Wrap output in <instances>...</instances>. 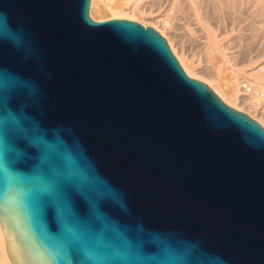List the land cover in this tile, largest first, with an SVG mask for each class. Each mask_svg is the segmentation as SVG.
<instances>
[{
    "label": "water",
    "instance_id": "95a60500",
    "mask_svg": "<svg viewBox=\"0 0 264 264\" xmlns=\"http://www.w3.org/2000/svg\"><path fill=\"white\" fill-rule=\"evenodd\" d=\"M91 0H0V227L21 264H264V128Z\"/></svg>",
    "mask_w": 264,
    "mask_h": 264
},
{
    "label": "rangeland",
    "instance_id": "374dc122",
    "mask_svg": "<svg viewBox=\"0 0 264 264\" xmlns=\"http://www.w3.org/2000/svg\"><path fill=\"white\" fill-rule=\"evenodd\" d=\"M145 1L147 3L145 9L144 7H141V9H137L136 11L138 12L137 14H139V17L141 16L143 19H148L147 17L149 16V18L155 16H169L179 28L184 30L186 27V30H189L190 33L194 32V27L190 19V13L188 10H186L182 3H173V0ZM203 1L204 4L201 6V8H199L198 11L199 15L201 14L200 17L205 20V24L213 30H216L217 25L220 26L222 35L219 39V42L221 43H219V46H222V49H224L225 51L223 52L222 50H219L215 52L216 56L214 57V54L212 55L214 59L210 56L207 58V56H205L204 54L194 51V58L199 61V66L208 65L212 69L211 77L216 80L214 82L220 83V87L223 86L222 89L225 90V92H229V89L226 87H228V83H231L232 81L235 82L245 80L247 82L244 81V85H249V82L253 83V80L251 79V77H249V71L264 66V0ZM113 7L116 6L114 5ZM108 15L112 16L111 13H109ZM167 30L169 31V29ZM155 31L158 32L161 37L166 40L171 53L173 54L181 68L184 70V72L187 73L184 66L173 52L168 39L160 31L156 29ZM235 78L239 80H235ZM196 80L201 81L202 83L207 85V87L210 88L225 105L237 110L226 102L225 98L222 97L219 92H217L213 85L200 79ZM254 104L264 110L263 91L258 92V96L254 100ZM239 112L245 113L246 111ZM258 123L260 122L258 121ZM260 125L264 128L263 124L260 123Z\"/></svg>",
    "mask_w": 264,
    "mask_h": 264
},
{
    "label": "bare ground",
    "instance_id": "6f19581e",
    "mask_svg": "<svg viewBox=\"0 0 264 264\" xmlns=\"http://www.w3.org/2000/svg\"><path fill=\"white\" fill-rule=\"evenodd\" d=\"M173 3H182L186 10L189 11L194 32L190 33L189 30H186V27L184 30L179 28L169 16H155L151 18H149V16L147 17L148 19H143L141 16L139 17L136 11L137 9H141V7L145 9V6H147L145 0H91L89 15L95 21L128 19L138 22L144 27H152L160 31L168 39L173 52L184 66L187 72L186 74H188L190 78L200 79L213 85L229 105L239 111H246L245 114L247 113L249 117L251 116V118H254L257 122L259 121L264 126V110L254 104L258 92H264V66L249 71V77H251L253 83L249 82V85H244L245 80L232 81L233 83H228V87L225 86L229 89V92H225V90L222 89L223 86L220 87V83L214 82L216 80L211 77L212 69L208 65L199 66V61L194 58V51L204 54L207 58L209 56L213 58V54L215 57V52L219 50L225 51L222 49V46H219V39L222 35L220 26L216 24L217 28L213 30L207 26L205 20L200 17L201 14L199 15L198 11L204 4L203 0H173ZM114 5L116 7H113ZM109 13H111L112 16L108 15ZM167 29H169V31ZM235 80L239 79L235 78ZM0 264H21L13 251L9 235H6L5 230L1 229V227Z\"/></svg>",
    "mask_w": 264,
    "mask_h": 264
}]
</instances>
